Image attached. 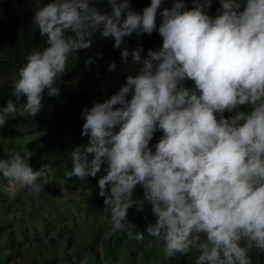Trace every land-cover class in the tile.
Listing matches in <instances>:
<instances>
[{"label": "clouds", "instance_id": "obj_1", "mask_svg": "<svg viewBox=\"0 0 264 264\" xmlns=\"http://www.w3.org/2000/svg\"><path fill=\"white\" fill-rule=\"evenodd\" d=\"M168 2L150 0L140 13L130 0L42 4L32 23L45 47L17 70L12 95L26 97L20 115L36 117L45 90L59 95L55 85L70 55L89 49L98 30L116 49L133 33L155 31L161 47L144 57L141 47L123 49L122 61L131 56L135 74L108 99L82 109L87 143L72 150L64 177L85 181L106 165L97 187L111 234L142 241L128 213L148 206L155 222L146 233L164 243L167 257L196 249V264H252L253 249L264 253V0H216L215 16L208 14L214 0H190V9L185 0H171L161 10ZM101 3L111 11L99 10ZM15 113L9 99L0 125ZM31 157L26 149L12 152L0 159V175L39 195L52 165L34 171ZM137 186L142 198H134Z\"/></svg>", "mask_w": 264, "mask_h": 264}, {"label": "trees", "instance_id": "obj_2", "mask_svg": "<svg viewBox=\"0 0 264 264\" xmlns=\"http://www.w3.org/2000/svg\"><path fill=\"white\" fill-rule=\"evenodd\" d=\"M47 2L49 0H40L39 5H35L34 0H0V81H2L0 108H3L9 99H12L17 107V113L8 115L5 118V124L0 125V159H7V156L12 152H19L23 155L26 149L32 153L29 163L34 171L39 170L42 164L52 165L51 174L46 177L47 184L39 195L26 188L21 189L19 186H15L16 192L5 193L4 185L9 181L0 175V213L9 217L6 221L0 219V230L8 228L12 224L22 228L24 226L21 225L22 222L32 218L43 220L36 213L37 210L45 205H51L55 200L61 198L67 187H83L91 183L97 187V177L86 178L85 181L75 177L65 179L64 172L70 171L72 168V150L87 143V137L81 136L84 122L81 117L82 109L91 108L93 103L103 102L118 92L119 88L103 91L99 88H79L74 84L79 80L83 82V80L91 79L113 63L116 67L127 65L135 74L137 66L131 63V56L127 63L122 61V50L127 48L131 52L137 47H141L144 49L141 56L144 57L148 50H158L162 45V39L154 31L150 36L141 34L137 37L133 33L130 37L123 38L121 47L116 49L113 47L114 41L111 38L101 37L98 30L91 38L92 46L89 49L80 50L70 55L67 71L55 85L60 90L59 95L49 97L45 90L42 101L44 107L37 116L31 117L26 113L20 115L22 106L26 103V97L20 96L17 99L12 95L13 83L18 78L17 70L26 63V57L33 51L42 50L45 47V38L40 36L32 20L36 8ZM149 4L150 0H130L131 10L137 13H140ZM185 4L187 8H191L190 0H185ZM96 7L104 12L111 11L106 3L97 4ZM164 7L170 8L171 0L162 4L161 10ZM218 8L219 4L214 0L208 14L215 16ZM159 23L160 17L157 15V26ZM86 61H90V63H86ZM183 86L192 87L193 85L191 81H185ZM231 115L232 113H225V117ZM161 135L160 132L155 133L151 144L154 145ZM141 190L137 186L134 194ZM136 198H141L140 194ZM95 201L99 206H103V198L97 196ZM52 212H56L54 207H52ZM109 215L108 212L107 218H105L106 216L100 218L98 229L90 232L86 239L87 242L71 251L72 256L84 255L88 264H132V253L134 252L140 264H196L199 255L196 249L186 255L176 254L173 257H167L164 253V243L146 233V227L155 222L148 206H145L144 212L138 213L133 207L129 209L128 213L129 221L144 233L142 241L129 240L124 233L111 234ZM66 216L70 217L68 211H66ZM100 231H103L106 237L99 241V257L93 248ZM25 236L21 233L22 238ZM13 245L14 238L8 231L4 240L0 241V246L10 251L0 254V264H6L8 260L11 261V264L26 263L24 259L17 261L19 263L10 259L13 253L19 252L17 248H13ZM149 245L153 246L151 250H148ZM250 257L252 264H264V253L258 250L253 249L250 252ZM43 261L32 259L28 264H46ZM62 264L70 263L65 260Z\"/></svg>", "mask_w": 264, "mask_h": 264}, {"label": "rangeland", "instance_id": "obj_3", "mask_svg": "<svg viewBox=\"0 0 264 264\" xmlns=\"http://www.w3.org/2000/svg\"><path fill=\"white\" fill-rule=\"evenodd\" d=\"M39 1L34 0L35 5H39ZM108 69L98 72L91 79L83 80V82L80 80L76 81L74 86L79 88H99L106 91L120 88L125 83L126 76L129 74L134 75L127 65L115 67V70L111 72ZM105 167L106 165H102L101 171L97 174L98 180L105 175ZM4 191L5 193H14L16 188L8 182V184L4 185ZM98 191V187L92 183L83 187H67L64 189L61 198L55 200L51 205H45L37 210L36 213L43 220L32 218L23 221L22 224L20 223L24 225L22 228L12 224L8 228L1 229L0 241L4 240L7 232L10 231L14 238L13 248L19 250L16 254L13 253L10 259L16 262L24 259L25 264L30 263L32 259L44 260L43 262H46V264H62L65 260L70 264H88L84 255L72 256L71 251L80 244L87 242L86 239L89 237L90 232L98 229L100 218L105 216L107 218L109 211L104 209V205L99 206L95 201ZM139 194L142 198V190L134 194V198ZM52 207L56 209V212H52ZM66 211H68L70 217L66 216ZM56 213L58 215H55ZM61 214L63 216H60ZM0 219L6 221L9 217L4 215V213H0ZM21 233L26 235L25 238L21 237ZM105 237L106 234L103 231L98 232L97 241L93 249L99 257V241ZM152 248V245L148 246V250ZM9 251V249L0 246V254L8 253ZM62 253H64V256H62ZM132 256V264H140L134 252ZM8 263L11 264V261H6V264Z\"/></svg>", "mask_w": 264, "mask_h": 264}]
</instances>
